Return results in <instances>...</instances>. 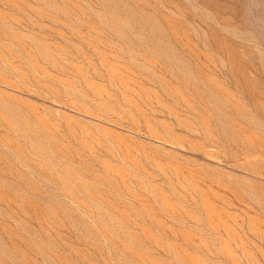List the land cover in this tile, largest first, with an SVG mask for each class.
I'll use <instances>...</instances> for the list:
<instances>
[{
    "label": "rangeland",
    "instance_id": "rangeland-1",
    "mask_svg": "<svg viewBox=\"0 0 264 264\" xmlns=\"http://www.w3.org/2000/svg\"><path fill=\"white\" fill-rule=\"evenodd\" d=\"M0 264H264V0H0Z\"/></svg>",
    "mask_w": 264,
    "mask_h": 264
}]
</instances>
